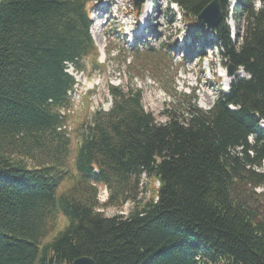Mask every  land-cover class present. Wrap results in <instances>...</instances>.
Segmentation results:
<instances>
[{
	"label": "trees",
	"instance_id": "1",
	"mask_svg": "<svg viewBox=\"0 0 264 264\" xmlns=\"http://www.w3.org/2000/svg\"><path fill=\"white\" fill-rule=\"evenodd\" d=\"M126 1L139 17L148 0ZM212 1L170 7L198 33L194 43L211 38L226 69L246 77L220 90L210 111L193 95L163 124L141 89L109 86L111 108L83 126L75 177L63 111L77 84L68 69L97 54L91 0H0V264H264V0H236L235 30L230 0H220L214 30L199 22ZM144 175L159 184L149 199L126 217L104 216ZM100 186L119 188L115 202L100 203ZM61 217L68 223L46 242Z\"/></svg>",
	"mask_w": 264,
	"mask_h": 264
},
{
	"label": "rangeland",
	"instance_id": "2",
	"mask_svg": "<svg viewBox=\"0 0 264 264\" xmlns=\"http://www.w3.org/2000/svg\"><path fill=\"white\" fill-rule=\"evenodd\" d=\"M235 7L236 0H230L232 17L229 25L234 30L237 28ZM88 9L93 21L90 33L97 54L87 57L81 70L69 68L68 73L77 84L71 93L73 105L63 111L66 129L72 139L69 168L75 177L78 175L76 148L83 126L95 111L111 108L109 86L121 87L124 91L141 89L145 110L163 124L167 121L166 111L186 109L189 97L193 95L200 109L210 111L220 90L227 92L230 85L226 81L227 69L223 59L208 42L211 38L203 36L205 40L194 43V36L197 37L198 33L190 34L179 9L170 7V0H148L139 17L126 0H91ZM203 52L205 59L201 58ZM96 62L99 66L95 69ZM239 75L246 77L244 71ZM257 171L262 173L264 168ZM75 177L63 183L60 193L74 185ZM158 185L144 175L139 185L131 183L124 188L129 199L126 204L101 208L100 211L106 217H126L136 201L149 199L151 188ZM117 192V186L112 189L100 186L98 200L106 203L113 195L115 202ZM258 192H264V187ZM67 223L61 217L59 228L51 231L45 241L51 240Z\"/></svg>",
	"mask_w": 264,
	"mask_h": 264
},
{
	"label": "water",
	"instance_id": "3",
	"mask_svg": "<svg viewBox=\"0 0 264 264\" xmlns=\"http://www.w3.org/2000/svg\"><path fill=\"white\" fill-rule=\"evenodd\" d=\"M224 12L220 0H213L198 16V20L208 30H214L218 24L223 20ZM241 74L237 67L229 65L227 68V76L231 80L236 75ZM231 84V82H230ZM74 264H97L96 261L90 257H82L75 260Z\"/></svg>",
	"mask_w": 264,
	"mask_h": 264
},
{
	"label": "bare ground",
	"instance_id": "4",
	"mask_svg": "<svg viewBox=\"0 0 264 264\" xmlns=\"http://www.w3.org/2000/svg\"><path fill=\"white\" fill-rule=\"evenodd\" d=\"M226 81H227V83H228V85H229V83H230V81H231V79L230 78H228V76L226 75Z\"/></svg>",
	"mask_w": 264,
	"mask_h": 264
},
{
	"label": "clouds",
	"instance_id": "5",
	"mask_svg": "<svg viewBox=\"0 0 264 264\" xmlns=\"http://www.w3.org/2000/svg\"><path fill=\"white\" fill-rule=\"evenodd\" d=\"M256 7H257V8H259V7H260V4H259V2H257V5H256Z\"/></svg>",
	"mask_w": 264,
	"mask_h": 264
},
{
	"label": "built area",
	"instance_id": "6",
	"mask_svg": "<svg viewBox=\"0 0 264 264\" xmlns=\"http://www.w3.org/2000/svg\"><path fill=\"white\" fill-rule=\"evenodd\" d=\"M72 68V67H71ZM68 71H69V69H68ZM262 126L264 127V123L262 124Z\"/></svg>",
	"mask_w": 264,
	"mask_h": 264
}]
</instances>
